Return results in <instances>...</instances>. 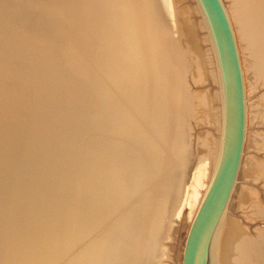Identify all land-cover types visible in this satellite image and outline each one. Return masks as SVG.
Instances as JSON below:
<instances>
[{"label": "bare ground", "instance_id": "bare-ground-1", "mask_svg": "<svg viewBox=\"0 0 264 264\" xmlns=\"http://www.w3.org/2000/svg\"><path fill=\"white\" fill-rule=\"evenodd\" d=\"M36 1L35 3L38 2ZM16 2L18 0H6L5 6L0 8V14H4L0 18V75L7 82L8 77L13 79V86L2 88L0 120L4 119L9 123L14 121L16 124L3 153L5 157L0 169L5 181L2 183L5 194L10 189L18 194V198L11 203L12 208H15L13 216L20 219V214L24 212V208H21L23 211L17 208L18 205L29 208L32 206L33 195L30 196L29 193L30 198L26 194L20 199L19 194L27 193L29 189L34 190L41 184V190L46 193V207L53 217L50 223L58 221L61 255L66 260L64 264H162L158 261L162 257V243L156 241L154 236L161 235L164 240L166 235L169 239L171 235L173 237L178 220L187 207L192 210L187 223L189 228L216 167L220 149L222 105L219 77L209 36L196 4L191 9L182 4L183 0H40L39 4H33L34 7L30 6V0ZM222 2L234 34L245 93V136L238 176L243 173L246 179L264 178V164L252 167L251 161L245 159L248 148L264 150V135L252 130L255 126L264 125V101L261 98L251 100V96L264 84V0ZM153 3L167 19L169 32L162 29L157 34L145 32L146 27L153 22H148V5L153 11L156 8ZM2 4L4 5L3 2ZM89 4L88 25L94 24L93 29L88 28L81 15V8L84 5L88 7ZM17 9L30 17L42 19L47 27H62L69 37L60 45L55 57L38 73L32 71L27 74L20 71L14 58V47L23 43L28 59V53L36 51L44 39L39 30L25 32L31 26L30 21L24 23L21 29L17 28ZM192 11L200 18L198 24L190 19ZM63 19L66 21L65 25ZM4 23L10 26L7 27ZM197 28L204 34L200 41ZM116 31L124 33L122 40L129 51L128 60L118 61L115 57V45L110 40H117ZM162 40L167 44V62L163 58L165 52L162 50ZM202 42L206 44L204 50ZM104 43L111 50L112 57L98 62L100 46ZM66 53L76 57L92 53L97 62L89 64L87 70L79 66L71 69L65 65L68 59ZM172 61L173 69H170ZM120 62L122 65L131 63L142 78L141 99L139 96L141 108L137 111L130 107L134 105L130 80L126 81L124 73L119 76L115 73L114 68ZM95 63L97 67L105 69L90 68L96 66ZM130 73L129 71L128 74ZM98 74L103 76H97ZM181 76L190 77L194 85L200 86L210 77L218 89L212 97L204 90L192 91ZM121 77L125 92L116 93V84L121 81ZM124 84H127L126 87ZM17 86L22 89L15 111L16 108L13 109L14 105H11ZM24 89L30 92L33 90L36 95L30 96L27 93L28 96L23 92ZM128 106L131 112H138L137 117L142 116L143 111L152 116L156 113L157 120L154 117L152 121L159 123L161 120L168 127L171 126L173 131H180L177 134L183 138L175 142L173 136H169L167 151L172 160L174 158V163L168 182L160 189L157 231L149 218L145 197L141 192L130 187L118 191L115 188L111 196L107 191L102 192L104 188L99 187L100 158L106 157L109 152L99 150L98 139L102 129L98 120L104 122L102 127L106 125L112 131L114 123L112 125L101 115L115 117L116 110L130 113ZM21 108L29 111L24 115L20 110L19 114L18 109ZM144 120L150 121L146 118ZM192 121L214 129L218 136L201 132L196 139L189 140L188 134L179 128H183V123ZM153 125L155 131L160 128L156 122ZM1 127L0 146L9 136ZM142 132V138L146 136L148 141H153L152 135L155 136V133L145 130ZM148 134L151 135L147 137ZM41 136L44 138L40 139ZM22 140H25L24 144ZM41 141L46 144L43 158L39 162ZM21 145H24L23 148ZM49 156L51 173L49 170L47 174L48 169L44 170L43 182L33 185L39 180L38 170L46 168ZM111 165L112 162L107 165L108 169ZM103 172L104 168H101V173ZM33 175L37 176L35 181L30 180ZM200 189L203 190L202 193L198 192ZM242 191L239 198L242 209L253 218L264 219L263 208L256 204L249 192ZM232 194L211 238L210 264H264V245L244 237L243 229L236 225L228 213ZM93 213L95 227H99L103 221L110 222V227L106 234L99 233L94 240L97 244L104 240V247L96 249L89 246L83 254L84 229ZM11 234L17 235V232ZM263 236L264 232L257 233L259 239ZM10 248L12 247H6L5 250L9 251Z\"/></svg>", "mask_w": 264, "mask_h": 264}, {"label": "rangeland", "instance_id": "rangeland-1", "mask_svg": "<svg viewBox=\"0 0 264 264\" xmlns=\"http://www.w3.org/2000/svg\"><path fill=\"white\" fill-rule=\"evenodd\" d=\"M12 1L15 2L17 0H12ZM21 1L23 2V0ZM21 1L18 0V2L16 3H20ZM27 1L29 2V0ZM35 1L30 0L29 2L30 6H33V4L34 5L39 4L40 0H37L38 1V2L36 1L37 3H35ZM0 2H1L0 8L4 7L6 0L3 1L1 0ZM2 2L4 3V5L2 4ZM183 3L186 6L190 7L191 9L194 7L195 4L192 0H183L182 4ZM153 5L156 7L155 10L153 11L151 9V6L148 5L149 8L148 13L150 15V17H148L149 19L148 22L149 23L152 21L153 22L148 26V28L146 27L147 30H145V32L150 34L154 32V34L155 33L157 34V32L160 31L161 29L164 30V32L165 31L169 32L170 28L166 26L167 19L159 12V9H157L156 4L153 3ZM89 7L90 4L88 7L84 5L83 8H81L82 21L87 24L89 29H93L95 27L94 24L91 25L90 23L91 28L88 25L90 21V17L88 15ZM3 17L4 14L3 13L0 14V18ZM190 19L193 21V23L198 24L200 18L195 12L193 13L192 11V14H190ZM16 20L18 25L17 28L19 29L23 27L24 23L30 21L31 26L27 27L26 28L27 30H25V32L34 29V30H39L41 31V33H43V35H41L44 38L43 41H41L42 44H39L36 51H33L32 53H28L29 54L28 59L26 55L27 50L25 49L23 43L18 47H14L15 49L14 58L17 60L18 69L20 71L26 72L27 74L32 71L38 73L42 69V67L48 63L49 60L55 57L57 50L60 48V45L61 44L63 45L64 44L63 42H66L67 39L69 38L68 34L65 31H63L64 29H62V27L57 28L56 25L47 27L46 23L42 19H39L38 17H30L27 13H24V11H22L21 9H19V11L17 9ZM63 22H64L63 25H65L66 21L64 19ZM7 23H10V21H7ZM7 23H4V25ZM5 26L8 27L10 25L7 24ZM162 30L160 32H162ZM196 30H197L198 39L200 41L202 40L204 34L201 31V29L197 28ZM116 34L118 37L117 40H114L113 42L110 40V42L111 44L114 43L115 45L114 48L115 57L118 59V61L119 60L122 61V59L124 60L128 58L129 51L124 44V40H122V36L124 33L121 31H116ZM87 38H89L91 42V37L89 35L87 36ZM101 40L104 41V39ZM162 41H163L162 50L165 52V56H163V58L164 61L167 62L169 61V55L168 54L166 55L167 44L164 42V40ZM106 46H107L106 43L100 46L98 62H102L104 60H110V57H112L110 55L111 50L106 48ZM201 47L204 50L206 44L202 42ZM65 56H67L68 58L65 65L70 66L71 69H73V66H79L87 70L86 68L89 64L91 65L92 63L97 62L96 57L95 58L92 57L93 56L92 53L91 54L88 53V55L84 57L81 56L76 57L74 55H70L69 53H66ZM143 59L142 61L144 62ZM122 64L123 63L120 62L118 67L116 66L114 70L117 76L124 73L126 77V81L128 79L130 80V84H131L130 93L132 94V97L134 96V101H133L134 105L130 107L135 108L137 111V109L141 108L140 95L143 92L141 86L142 78L138 73H136L135 68L131 63L128 64L125 63L124 65ZM130 65L132 67H130ZM172 66H173V61L170 62L169 68L173 69ZM90 68L93 69L97 68V70L105 69L102 67H97V65ZM129 71L131 72L130 74H128ZM97 76H103V74H98ZM148 77L150 79V75H148ZM183 78L185 80L184 81L185 85L189 86L190 90L195 92L204 90L207 91L212 97L214 92L218 89L210 77H208L205 84L201 86L194 85L190 77L181 76L182 80ZM8 80L9 82H7L0 75V97L1 94H3L2 88L7 86L10 87V85L13 86L12 77L11 78L8 77ZM122 85H123V81L121 77V81H119L116 84L117 87L116 93L125 92V89L124 90L122 89ZM126 85L124 84L125 87ZM17 87H18L17 91L15 92V94L13 93L14 94L12 97L13 101L11 105V106L14 105L13 109L16 108L15 111L17 110V104L19 103L20 100L19 92L21 93L20 90L22 89L19 86ZM24 90L23 92L26 93V95H28L27 93H30L29 94L30 96L36 95V92L33 90H31V92L30 90L27 91ZM128 90L126 89V91ZM257 98H261L262 101H264V84L261 85L257 89V91L251 96V100H255ZM22 109L23 108L18 109L19 114H21L22 112L25 115L29 111V110L25 111L27 109V108L25 109V107H24L25 110ZM128 112L130 113L116 110L115 117H110L109 115H101L102 117L106 118L108 122H111L112 125L114 123V127H113L114 129L112 128V131H109L106 125L102 127L101 125L104 124V122L98 120V123L102 129V132H100V136H99L100 138L98 139L99 150L100 151L106 150L109 152V154L106 157L101 156L102 158H100L99 177L101 178V184H99V187L104 188L102 192L107 191L111 194V196L112 194H114L113 189L115 188H116L115 191H118L119 189L127 190L130 187V188H135L134 190H137L138 192H141L145 197L144 200L147 204L146 206L148 209L149 218L153 221V227L157 231L158 230L157 225L159 219V210L157 209L158 206L157 203L161 197L160 189L164 187L166 182H168L171 176V170L173 167L172 164L174 163V158L172 160L171 155L167 151V148H169L168 146L169 136H173V139L176 142L177 140L181 139L177 134L180 131L178 130H177L178 132H176V130L173 131L172 128H170L171 126L168 127L167 124L162 123L161 120L158 123V121H156L157 120L156 113L155 115L152 116V115L144 114L145 111H143V115L137 117L136 114L138 112H131L130 108ZM154 117L156 120L152 121ZM144 118L150 119V121L146 122ZM33 121H36V119ZM155 122L156 125L160 127L158 130L156 129V131L153 127L154 126L153 124ZM15 125L16 124L14 121L9 123L6 122V120L4 119L0 120V127L2 126L1 129L4 128L5 131L7 132V135H9L7 140L4 141L2 146H0V167H3L2 159L5 157L3 153L9 143V137L15 131ZM142 130H145V132H151V134L155 133V136L152 135L153 137L152 142L148 141V138H145L146 136L142 138L143 135ZM179 130H184V132L188 134L189 140L196 139L197 135L200 134L201 132L208 133L210 136L213 135L216 137L218 136V133L215 132L214 129L206 128V125H198L193 121L188 122V124L183 123V128L181 127L179 128ZM252 130L257 134L259 133L261 135H264V125L255 126L252 128ZM151 134H148L147 137ZM43 138L44 136L40 137V139ZM21 142H23L24 144L25 140H22ZM40 143H41V148H40L41 150L39 151V157H38L39 162H41L43 158L45 152L44 148L46 144L43 141H41ZM21 146L23 148L24 145ZM147 149L148 152H146ZM50 159L51 157L49 156V160L47 161L48 163L46 168L38 170L40 171L38 173L39 180H37L36 183L34 182L33 185H37L40 182H43L45 176L44 172L47 169H48L47 174L49 173L50 164H51ZM245 159L248 160L249 162L251 161L250 166L252 167L255 164H264V150L256 151L253 148H248L245 151ZM111 162L112 165L108 169L107 165H110ZM101 168H104L103 173H101ZM1 172L2 169H0V249H1L0 252L3 254L1 255L0 253V262H1L0 264H17V263L18 264H64L66 263V260H64V258L61 255L62 246L60 240V233L56 223L58 221L54 220V222L50 223L53 217L49 208L46 207L45 204L46 193H44V191L41 190L42 189L41 184L37 185L34 188V190L29 189L27 193L24 192L19 194L20 199L26 194L29 197V193L30 196L33 195V197H31L32 206L29 208L22 205H18L19 207L17 208L22 211L23 209L21 208H24V212L20 214V219H18L17 217L15 219V217L13 216V213L15 212V208L14 207L12 208L11 203L13 199H15L18 196V194H16L14 189L8 190V192L5 194V187L4 185H2V183L5 181ZM103 177L104 179H102ZM34 178L37 179V176L36 175L31 176L30 180L35 181ZM9 179L12 183L13 180L12 178H10V176ZM242 190H244V192L246 191L249 192V194H251L253 196V199L256 201V204L259 205L264 210V178L246 179L243 173H240L237 178V184L235 185V189L232 194V200L229 204V209H228V213L229 215L232 216L233 221L237 223L236 225L240 229H243L242 235L246 238H250V240L252 239L253 241H257L258 244L260 245H264V236L262 239L261 238L259 239L257 237L258 232H260L261 234L264 232V219L262 217L253 218L249 215L247 211H244L242 209V204L239 201L241 193L243 192ZM202 191L203 190L200 189L198 192L202 193ZM191 216H192V210H190V208L187 207L182 217H180L178 220L177 226L174 229L175 231L174 236L172 237L171 235L170 239L168 238L167 235L165 240L161 237V235H157V237L154 236L156 241L158 242L160 241L162 243V250L160 251V255H162V257H159L158 260L162 264H180L183 242L188 228L187 223H189L188 220ZM94 222H95V213H93L90 216L88 221V226L84 229V240L82 245L83 254L89 246L95 247L96 249L97 248L102 249L104 247V243H103L104 240L101 241V244L99 243L97 244V242H94V240L96 239L95 237H97V235H100L99 233L106 234L109 231L110 222L103 221L101 222L99 227L98 226L95 227ZM14 231L17 232V235L11 234V232ZM5 246L6 247L11 246L12 248H10L9 251H6ZM262 256L264 257V252L262 253ZM14 260H16V262ZM19 261L22 262L19 263Z\"/></svg>", "mask_w": 264, "mask_h": 264}, {"label": "water", "instance_id": "water-1", "mask_svg": "<svg viewBox=\"0 0 264 264\" xmlns=\"http://www.w3.org/2000/svg\"><path fill=\"white\" fill-rule=\"evenodd\" d=\"M213 50L222 105L218 160L187 230L180 264H210V242L237 183L245 136V93L234 34L222 0H194Z\"/></svg>", "mask_w": 264, "mask_h": 264}]
</instances>
